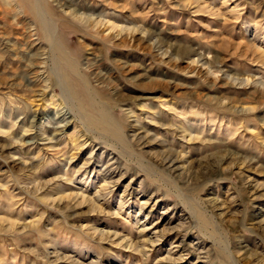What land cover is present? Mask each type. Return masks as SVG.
Instances as JSON below:
<instances>
[{
    "label": "rangeland",
    "instance_id": "rangeland-1",
    "mask_svg": "<svg viewBox=\"0 0 264 264\" xmlns=\"http://www.w3.org/2000/svg\"><path fill=\"white\" fill-rule=\"evenodd\" d=\"M44 2L0 0V264H264V0Z\"/></svg>",
    "mask_w": 264,
    "mask_h": 264
},
{
    "label": "bare ground",
    "instance_id": "bare-ground-1",
    "mask_svg": "<svg viewBox=\"0 0 264 264\" xmlns=\"http://www.w3.org/2000/svg\"><path fill=\"white\" fill-rule=\"evenodd\" d=\"M27 1H30L33 4V6H34L32 12L35 14L36 18H38V20H39V26L41 28L43 37H45V38H47V39L52 41L53 38H52V36H50V30H51L52 24H51V20L49 19V16L46 15L48 12L49 13H53L51 11L50 6L48 5L47 2H44V0H27ZM71 15L74 16L75 14L72 13ZM80 16L81 17H78V18H80V20H84V19H87V20L91 19V21H95L96 20V18L93 17L92 14H88L87 16L83 14V15H80ZM102 21L103 20L100 19V20L95 21V22H97V25H100L102 23ZM112 27H113V25H112ZM31 31H35V34H32V35H38L35 28L32 27ZM17 39H20V37H17ZM24 39H25V37H24ZM51 67L49 68L50 69V77H49V79L51 80V82L55 83V84H66V82L63 80L64 79L63 77H62V80H61V76H60V73H59L60 72L59 69H61V72H62V70L65 72V68L60 66L59 61L53 59V65ZM55 76L58 77V79L60 80L59 81L60 83H58V82L56 83L55 82V81H58V80L55 79ZM51 82H50V84H51ZM61 89H62V91H64L65 90V86L62 85ZM62 126L63 125L59 124V125L56 126V128H61Z\"/></svg>",
    "mask_w": 264,
    "mask_h": 264
}]
</instances>
